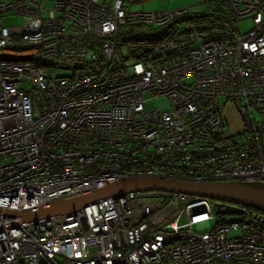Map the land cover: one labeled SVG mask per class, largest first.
I'll list each match as a JSON object with an SVG mask.
<instances>
[{
	"label": "built area",
	"instance_id": "obj_1",
	"mask_svg": "<svg viewBox=\"0 0 264 264\" xmlns=\"http://www.w3.org/2000/svg\"><path fill=\"white\" fill-rule=\"evenodd\" d=\"M141 1L0 0V17H23L0 19V264H264V214L228 219L207 197L139 190L12 213L128 177L264 183V0L132 11ZM220 97L242 132L226 131Z\"/></svg>",
	"mask_w": 264,
	"mask_h": 264
},
{
	"label": "water",
	"instance_id": "obj_2",
	"mask_svg": "<svg viewBox=\"0 0 264 264\" xmlns=\"http://www.w3.org/2000/svg\"><path fill=\"white\" fill-rule=\"evenodd\" d=\"M139 190H163L211 198L217 201V214L245 213L246 207L264 211V183L262 182L198 183L144 176L124 178L114 185L98 189L92 193L66 199L60 198L35 209L12 213L20 216L21 222L37 221L78 211L89 203L102 198L120 197L127 192ZM224 203H227V206L222 208Z\"/></svg>",
	"mask_w": 264,
	"mask_h": 264
},
{
	"label": "rangeland",
	"instance_id": "obj_3",
	"mask_svg": "<svg viewBox=\"0 0 264 264\" xmlns=\"http://www.w3.org/2000/svg\"><path fill=\"white\" fill-rule=\"evenodd\" d=\"M143 0V2H138L137 4H133L131 6L132 11H138V10H144V11H153V10H168L173 8H182L184 6L191 5V9L193 11H205V5L198 6L195 3V0ZM46 6H52V1H47ZM0 19L3 20V22L6 25L12 26V25H20L23 22V17L19 15H9V16H2ZM252 20L246 19L244 21H239V28L241 31H245L249 29L252 26ZM165 28H162L163 30ZM134 30L136 31V34L144 35V33L153 34L154 29L152 26H135ZM140 35V36H141ZM34 50H27L25 53H32ZM8 53L13 54L15 51L9 50ZM62 72L61 75H71V72ZM185 82L190 83L192 82V79H187ZM219 101L221 104H223V113L226 119L227 128L226 131L230 134H237L239 132H242L244 129L241 116L239 112L237 111V108L233 102H226V99L223 97L219 98ZM159 105H162L164 107H169L170 104L167 100L162 99L161 101L154 100L153 102L149 103L146 107L147 108H153L158 107ZM226 218L228 219H241V215L237 214H226Z\"/></svg>",
	"mask_w": 264,
	"mask_h": 264
},
{
	"label": "trees",
	"instance_id": "obj_4",
	"mask_svg": "<svg viewBox=\"0 0 264 264\" xmlns=\"http://www.w3.org/2000/svg\"><path fill=\"white\" fill-rule=\"evenodd\" d=\"M195 3H196V2H195ZM202 5H204V4H197V7H198V6H202ZM206 7H207V6H205V11L208 10ZM194 12H195V14L197 13V11H194ZM247 209L250 210V211H257V212L260 213V214H261V213L264 214V211L257 210V209L251 208V207H248Z\"/></svg>",
	"mask_w": 264,
	"mask_h": 264
},
{
	"label": "crops",
	"instance_id": "obj_5",
	"mask_svg": "<svg viewBox=\"0 0 264 264\" xmlns=\"http://www.w3.org/2000/svg\"><path fill=\"white\" fill-rule=\"evenodd\" d=\"M97 1H103V0H97ZM141 2H143V0L141 1ZM191 2H193L192 0H191ZM205 6H207L206 4H204ZM203 5V6H204ZM184 7H188V8H190L191 7V5H188V6H184ZM184 7H182V8H184ZM174 9V8H173Z\"/></svg>",
	"mask_w": 264,
	"mask_h": 264
},
{
	"label": "bare ground",
	"instance_id": "obj_6",
	"mask_svg": "<svg viewBox=\"0 0 264 264\" xmlns=\"http://www.w3.org/2000/svg\"><path fill=\"white\" fill-rule=\"evenodd\" d=\"M74 197H76V196H74ZM70 198H72V197H70ZM59 199H60V198H59ZM65 199H66V198H65ZM56 200H57V199H56ZM225 204H226V203H225ZM246 208H248V207H246ZM246 208H245V209H246ZM52 217H53V216H52Z\"/></svg>",
	"mask_w": 264,
	"mask_h": 264
}]
</instances>
